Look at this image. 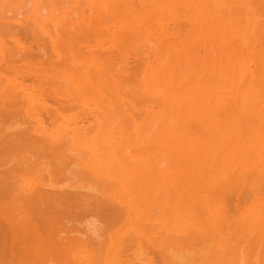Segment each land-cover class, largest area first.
Returning a JSON list of instances; mask_svg holds the SVG:
<instances>
[{
    "label": "bare ground",
    "instance_id": "bare-ground-1",
    "mask_svg": "<svg viewBox=\"0 0 264 264\" xmlns=\"http://www.w3.org/2000/svg\"><path fill=\"white\" fill-rule=\"evenodd\" d=\"M60 1L0 0V264H264V0Z\"/></svg>",
    "mask_w": 264,
    "mask_h": 264
},
{
    "label": "rangeland",
    "instance_id": "rangeland-1",
    "mask_svg": "<svg viewBox=\"0 0 264 264\" xmlns=\"http://www.w3.org/2000/svg\"><path fill=\"white\" fill-rule=\"evenodd\" d=\"M56 1H57V0H56ZM58 1H59V0H58ZM63 1H64V0H63ZM63 1L61 0L60 2H63ZM134 1H136V4H142L141 0H134ZM60 2H59V3H60ZM70 2H71V1H70ZM54 3H55V5H57V6L60 5L59 3L57 4V2H54ZM68 4H69V3H67V6H68ZM142 5L145 6V4H142ZM135 7H137V6H135ZM88 10H89V9H88ZM87 12H88V11H87ZM87 12H86V13H87ZM89 12H90V11H89ZM89 12H88L87 14H90V13H91V12H90V13H89ZM93 12H94V10H92V13H93ZM92 13H91V16H90L91 21H93V19L96 18V17L94 18V15H95V14H94V13L92 14ZM97 15H98V14H97ZM87 16H88V15H87ZM88 17H89V16H88ZM74 18H75V17H74ZM137 19H138V17H137ZM25 38H26V37H25ZM78 213H79V212H78ZM64 215H67V214H63V216H64ZM69 215H70V214H69ZM81 216H83V215H81ZM81 216H80V217H81ZM65 217H66V216H64V218H61L62 221H63V219H64L65 224H66L68 221H69V222H68L69 225H70L71 221H72L71 224H73V220H74L75 218H76V221L74 220V222H77V223H78V221H77V220H78V218H77L78 216H74V215H72V218L74 217L73 219L71 218V215H70V216H67L66 218H65ZM82 218H83V217H82ZM67 219H68V220H67ZM65 220H67V221H65ZM68 223H67V225H68ZM77 223H76V224H77ZM74 225H75V223H74L72 226H74ZM70 226H71V225H70Z\"/></svg>",
    "mask_w": 264,
    "mask_h": 264
}]
</instances>
